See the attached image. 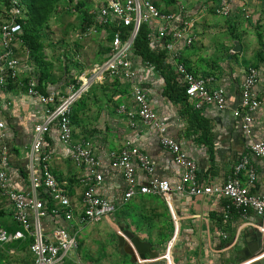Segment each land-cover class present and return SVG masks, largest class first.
<instances>
[{"label":"built area","instance_id":"built-area-1","mask_svg":"<svg viewBox=\"0 0 264 264\" xmlns=\"http://www.w3.org/2000/svg\"><path fill=\"white\" fill-rule=\"evenodd\" d=\"M235 1L218 0L216 14L230 17ZM5 9L6 19L0 22V95L9 81L18 79L19 65L23 61L17 56L18 45L23 42L22 25L18 21L24 13L23 5L19 0H10ZM243 11L245 17H249L248 9L244 8ZM91 14L96 21L88 26V32H96L99 28H104V31L107 27L114 28L103 60L94 62L90 72L74 77V82L66 86L67 94L64 96L56 88L40 91L32 77L21 83L25 93L44 111L43 117L32 124L30 142L25 146L26 162L22 165L28 175V186L25 189H16L9 181L8 169L13 154L6 143L7 127L0 121V195L12 207L14 222L10 228L0 224V246L16 240L30 239V264H60L69 257V252L77 251L81 230L113 214L114 204L99 194L104 175L101 171L102 162L94 153V143L88 132L78 133L71 120L74 103L92 84L103 82L106 78H120L129 84L134 107L121 102L114 107L115 112L124 116L131 127L137 121L144 127H152L160 146L170 153L173 164L182 170L179 181L171 185L169 180L157 176L155 167L145 152L125 140L118 150L109 152L108 163L123 179L124 203L136 195H158L176 228L178 220L173 210V193L193 197L211 196L227 200L220 209L225 220L231 217L232 209L245 220L253 213L261 221L246 222L243 225L264 230V139L250 142L248 152L239 157L221 184L203 183L198 176L196 162L184 155L177 140L167 134L166 123L157 116L146 92L136 83L138 71L133 42L143 23L148 28L149 46L166 52L172 61L171 68L181 77L186 101L193 109L213 106L222 111L229 107L226 95L212 85L213 77L194 74L182 60L180 47L191 46L195 40L194 20L187 19L183 12L162 11L151 0H111L100 5ZM126 27L129 29L125 30ZM141 63L145 67H152L147 60L142 59ZM259 80L258 69L248 67L240 84L237 106L232 111L247 136L251 134L254 113L264 103V98L257 92ZM52 132L65 156L81 170V175L77 178L82 186L78 198L68 192L65 183L59 180L51 167L48 136ZM259 169L263 184L257 191L254 187L259 178ZM140 176L144 179H140ZM42 218H47L56 225L50 234L41 224ZM59 221L67 224L61 225ZM114 230L140 262L123 231L116 227ZM218 234L222 238L226 237L222 231ZM165 263L168 264L167 259ZM71 264H82L80 257L76 255Z\"/></svg>","mask_w":264,"mask_h":264},{"label":"crops","instance_id":"crops-1","mask_svg":"<svg viewBox=\"0 0 264 264\" xmlns=\"http://www.w3.org/2000/svg\"><path fill=\"white\" fill-rule=\"evenodd\" d=\"M155 1L156 3L152 2L158 8L165 4L163 3L165 0ZM207 1L209 2L204 3L201 0H196L193 3V0H189L190 3L185 4L182 0H177V4H174V8L169 11L183 12L187 19L194 20L195 40L193 44L196 45L192 46V44L191 46L180 47L182 60L187 69L194 74L213 77L214 81L212 85L226 95L229 107L222 111L215 109L213 106H204L199 110L186 109L185 104L188 102H182L180 99H177V101L171 100L164 93L166 82L155 65L150 62L152 67H145L141 63L142 58L137 56L136 69L138 75L136 83L146 92L157 116L166 123L167 134L177 140L184 155L196 162L200 180L203 183L217 185L223 182L226 174L230 172L239 157L243 153L248 152V147L252 140L264 139V103L254 113V119L251 123V134L249 136L243 132L239 119L235 118L232 112L238 103L240 84L247 68L250 66L256 67L259 71L260 80L257 85V92L261 98H264V53L261 54V50L263 51L264 47L256 43V32L253 27L247 25V22L251 18H256L259 15L264 18V0H236L234 2L233 7L245 4L250 17L247 19L242 18V16H245L244 11L239 12L240 8H236L237 11L233 8V13L229 18L237 17L240 14L242 26L238 30L241 33L238 40L232 38L230 41L229 35H226V29L223 27L216 28L217 26H214L212 23L206 26L205 31H199L197 23L204 15H207L205 11L206 6L212 7L213 15L220 16L215 12L218 0ZM159 9L162 10L161 8ZM258 31H260V39L264 45V32H262L264 31V27H260ZM202 32L203 34H201ZM253 36L254 40H252ZM211 40L213 43H211ZM149 48L155 53L164 52L165 61L170 66L173 77L180 85H183L181 77L171 68L172 61L167 57L166 52L156 49V47L149 46ZM219 49H223L224 52L221 54ZM104 58L105 56L97 61ZM24 65L22 63L19 65L18 79L9 81L7 88L0 95V121H3L7 127L8 135L6 143L13 154L10 160L11 165L8 169L9 181L11 186H13V184H20L19 178H21L23 183L19 190L27 188L24 182L27 181L28 175L22 165L26 162L27 148L25 146L30 142L32 124L39 121L44 115L43 109L25 93L23 84H21L25 83L28 77H32L31 74H25ZM107 79L115 80L120 89V92L115 93L113 96L112 109L114 112L104 111L102 113L98 110L96 114L95 112L93 113L91 125L85 126L89 124L86 123L83 125L85 127H80L79 123L77 125L75 121L73 124L78 133L88 132L94 143V153L102 162L103 167L101 171L104 175L99 194L114 204L115 210L113 215H115L128 202L144 196H155L136 195L126 203L122 201L124 191L123 179L120 173L109 167L108 163L109 152L118 150L125 140L130 141L132 145L145 152L152 161L157 176L169 180L171 185H175L179 181L182 170L173 164L170 153L160 146L152 127H144L139 121L131 127L124 116H120L115 112L114 107L121 102L127 103V106L132 108L134 104L129 94V84L126 81L120 78ZM53 88H45V90ZM88 108H91V106ZM86 112L85 110V112L82 111L79 114L80 124H83L81 119L84 118ZM48 142L49 151L52 155L51 167L54 173L58 178L60 174L65 176V179L60 181L65 183L68 192L72 196L69 184H75V189L78 191L76 195L78 194V196L76 197L74 194L73 197L78 198L82 190V186L77 182V178L81 175V170L76 168L65 156L55 133L49 134ZM70 167L75 168L74 173H69ZM64 173L66 174L64 175ZM72 174L74 175L72 176ZM140 179H142V176H140ZM262 184V173L259 169V178L254 190L259 191L262 188ZM223 201L211 196L193 197L178 194L177 192L173 193V210L178 222L167 243V251L165 253L163 250L152 249L148 243L149 250L145 254L146 261L144 263L167 264L163 260V253H165L164 258L168 260V264H192L193 259H190V255L192 254H189L188 250L183 248V246L179 247L178 252L173 251L177 247V242L175 243V241H177V237L181 231H183L181 234L184 235L186 241H197V227L199 230L201 227L204 228L206 236L204 245L209 250L222 253L232 249L238 241L241 228L250 226L243 224L246 222L257 223L261 219L250 213L245 220L232 209L231 217L225 220L220 212L221 207L224 205ZM5 207L10 209L11 213L13 212L8 202ZM153 207L159 209L160 205L156 204ZM107 220L108 222L110 221L109 219ZM127 222L130 223L129 220ZM116 223V228L124 231L123 227L117 226L119 223ZM60 224L66 225L67 223L60 222ZM221 231L226 234L225 238H222L218 234ZM231 236H234L232 242L230 240ZM144 237L148 238L146 231L141 233V239H144ZM136 238L141 241L138 237ZM227 239L229 240L226 241ZM211 243H213L214 248H212ZM70 253L68 254L69 257H67L69 261L68 263L66 261V264H71L72 259L76 255L80 257L82 264H87L78 250ZM127 257L130 260V256L127 255ZM263 257L264 251L261 255L247 258L238 264H251ZM64 261L65 259L60 264H63Z\"/></svg>","mask_w":264,"mask_h":264},{"label":"rangeland","instance_id":"rangeland-1","mask_svg":"<svg viewBox=\"0 0 264 264\" xmlns=\"http://www.w3.org/2000/svg\"><path fill=\"white\" fill-rule=\"evenodd\" d=\"M108 1L111 0H23L22 24L26 34H28L27 38H30L24 39V41L34 44V47L31 45L29 47L22 40V44L18 45L17 56L23 60L22 64H25V74H31L32 79L36 83L39 81L45 88L54 87V89L62 91L61 95H66V86L70 82H74V77L90 72L94 62L104 56L106 57L109 32L104 31V28H99L96 32H88L89 24L83 19V11L91 14L100 5ZM151 1L156 3L155 0ZM182 2L190 3L189 0H182ZM195 2L196 0H193V3ZM201 2L209 1L201 0ZM163 3L165 4L159 8L169 11L174 8V4H177V0H165ZM203 6L205 7V4ZM5 7L3 0H0V22L6 19ZM233 8L234 10L240 8L238 11L243 12L246 7L245 4L244 7L240 4L239 7L234 6ZM205 11L207 15H204L197 23L199 31H205L206 26L212 23L217 26L216 28L223 27L226 29V35L230 37L229 41L232 38L238 40L241 36L238 30L242 26L240 14L233 18L216 16L213 15L211 6H206ZM249 17L242 16L244 19ZM263 19V16L259 15L247 22V25L254 28L256 43L261 47L264 45L258 30L260 27H264ZM254 39L253 36L252 40ZM223 49H219L221 54L224 52ZM262 53L264 50H261ZM260 55L258 56L261 57L262 55ZM118 92H120L119 85L112 79L106 78L103 82L92 84L73 105L72 116L75 123L77 125L79 123L80 127H85L91 125L94 112L95 114L98 110L102 113L104 111L114 112L112 100L114 101L113 96ZM90 106L91 108H88ZM85 110L87 112L81 119L83 124H80L79 114ZM84 124L86 125L83 126ZM68 171L74 173L75 168L70 167ZM64 177L60 174L59 180L63 181ZM19 182L20 184H13L12 187L20 189L23 183L21 178H19ZM24 183L27 187V181ZM69 185L70 192L77 197L78 191L75 189V184ZM6 203L5 197L0 196V224L11 227L14 222L10 209L5 207ZM156 204L160 205L159 209L153 207ZM107 219L110 221L108 222ZM107 219L104 218L91 224L79 232L77 250L87 264H135L130 262L127 255L121 252L120 239L114 230L116 222L119 223L117 226H122L129 236L138 237L142 242L149 243L152 249L163 250L164 252H166L167 243L174 230L168 210L165 209L160 197L156 195L144 196L128 202L118 210V213L109 215ZM41 224L48 234L56 226L47 218H42ZM143 231L148 233V238L141 239ZM196 231L198 232L197 241H186L184 235L181 234L183 231H181L177 241H175L177 247L173 251L178 252L179 247L183 246L189 254H192L190 255V259H193L192 264H238L264 249V230H258L254 227L241 228L236 245L229 251L222 253L209 250L204 245L206 236L203 227L200 230L197 227ZM252 237H255L256 240L252 241ZM230 240L232 242L234 236H231ZM29 243L28 240H16L0 246V264H30L32 256L29 251ZM211 246L214 248L213 243ZM163 260L165 259L163 258ZM66 261L68 263V258H65L63 264H66ZM262 261H258V263L261 264Z\"/></svg>","mask_w":264,"mask_h":264},{"label":"trees","instance_id":"trees-1","mask_svg":"<svg viewBox=\"0 0 264 264\" xmlns=\"http://www.w3.org/2000/svg\"><path fill=\"white\" fill-rule=\"evenodd\" d=\"M9 1L10 0H3L4 5L8 6ZM19 1L23 5V0H19ZM23 8H24V5H23ZM83 19L89 25H91L92 23H94L96 21L94 19V15L88 14L87 11H83ZM18 21L22 25V36H21L22 40L24 41V39L25 40L30 39V38H27L28 34H26V32L24 30V27L22 24V17L19 18ZM113 29L114 28H112V27L106 28V31L109 32L108 36H107L108 39L111 37V34H112L111 30H113ZM127 29H129V27L125 28V30H127ZM147 32H148L147 26L145 24L141 23L139 30H138V33H137V35L134 39V42H133V54L137 57H140L144 60H147V61L153 63L155 65V67L157 68V70L160 71V74L163 75L165 82H166V89L164 90V93L167 95V97H169V99L174 100V101H177V99H180V101H182V102L186 101L184 86L180 85L178 83V81L173 77L172 70L170 69V66L165 61L164 52L161 51V52L155 53V52H152L150 50L149 42L147 39ZM24 42H26V45L28 44L29 47H30V45H31V47H34V44L32 42H28V41H24ZM37 88L40 91L46 92L45 86L43 84H41L39 81L37 82ZM185 107H186V109L193 110V108L190 107L188 103L185 104ZM71 120L74 123L72 115H71ZM222 200H224L223 201L224 204L227 203V200H225V199H222ZM165 208H166V206H165ZM26 240H28L30 242V239H26ZM228 240L229 239H227L226 241H228Z\"/></svg>","mask_w":264,"mask_h":264},{"label":"water","instance_id":"water-1","mask_svg":"<svg viewBox=\"0 0 264 264\" xmlns=\"http://www.w3.org/2000/svg\"><path fill=\"white\" fill-rule=\"evenodd\" d=\"M123 233L130 240V242L132 243V246L135 249V251H136V253L138 255V258L140 259V262H138L136 260V258L134 257L133 250L127 244H125V242L122 239V237L118 236V238L120 239L121 247H123V248H121V252L123 254H128L130 256V261L134 262L135 264H146V263H144L146 261L145 254L148 253L149 244L139 241L136 237L129 236L124 231H123Z\"/></svg>","mask_w":264,"mask_h":264},{"label":"bare ground","instance_id":"bare-ground-1","mask_svg":"<svg viewBox=\"0 0 264 264\" xmlns=\"http://www.w3.org/2000/svg\"><path fill=\"white\" fill-rule=\"evenodd\" d=\"M251 240L254 241V240H256V238L253 237V238H251ZM263 251H264V249H262L261 251H259V253H256L255 255H253V256H251V257H249V258H252V257H255V256H259V255L262 254ZM261 260H263L261 264H264V257H263V258H260L259 260H256V261L254 262V264H259L258 261H261ZM251 264H253V263H251Z\"/></svg>","mask_w":264,"mask_h":264}]
</instances>
